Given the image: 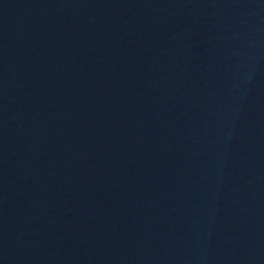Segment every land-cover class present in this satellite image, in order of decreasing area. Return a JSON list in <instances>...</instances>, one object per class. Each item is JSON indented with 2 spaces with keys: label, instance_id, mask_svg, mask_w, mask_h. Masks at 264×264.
<instances>
[{
  "label": "water",
  "instance_id": "obj_1",
  "mask_svg": "<svg viewBox=\"0 0 264 264\" xmlns=\"http://www.w3.org/2000/svg\"><path fill=\"white\" fill-rule=\"evenodd\" d=\"M0 264H264V0H0Z\"/></svg>",
  "mask_w": 264,
  "mask_h": 264
}]
</instances>
